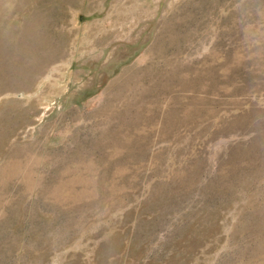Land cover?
<instances>
[{
    "label": "rangeland",
    "instance_id": "1",
    "mask_svg": "<svg viewBox=\"0 0 264 264\" xmlns=\"http://www.w3.org/2000/svg\"><path fill=\"white\" fill-rule=\"evenodd\" d=\"M0 264H264V0H0Z\"/></svg>",
    "mask_w": 264,
    "mask_h": 264
}]
</instances>
